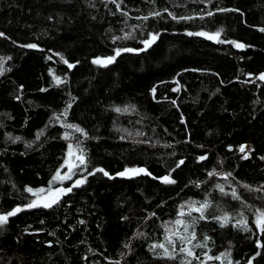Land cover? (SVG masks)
Returning a JSON list of instances; mask_svg holds the SVG:
<instances>
[{"label": "trees", "instance_id": "16d2710c", "mask_svg": "<svg viewBox=\"0 0 264 264\" xmlns=\"http://www.w3.org/2000/svg\"><path fill=\"white\" fill-rule=\"evenodd\" d=\"M261 29L264 0H0V215L21 209L0 224V264H186L152 247L180 219L196 242L187 264H264ZM67 141L82 183L27 207ZM187 164L202 178L167 199L104 179H174ZM186 202L208 206L181 215Z\"/></svg>", "mask_w": 264, "mask_h": 264}, {"label": "rangeland", "instance_id": "374dc122", "mask_svg": "<svg viewBox=\"0 0 264 264\" xmlns=\"http://www.w3.org/2000/svg\"><path fill=\"white\" fill-rule=\"evenodd\" d=\"M207 35L205 38L213 37L211 39L215 40L217 36L215 33H206ZM264 74V73H262ZM261 74V75H262ZM259 75V77L261 76ZM68 149L66 151V156L62 164V170L59 171L61 177H70V178H64V179H57L55 181H52V184L48 187H41V188H31L28 187V189H32V191H28L30 194H32V201H36L39 206L44 207L43 205L45 203L51 202V200L56 199L58 197L57 202L60 199L61 194L58 190H66L67 187L63 186V183L66 181L71 182L72 185H77V181H81V176H76L78 172H80V167H82V163L80 162V158H82V150L79 148L78 142L75 141H67ZM71 146V147H70ZM244 146V151L247 150V145ZM83 159V158H82ZM131 169H143L141 167L139 168H128ZM126 170V169H125ZM125 170L115 174V176L105 175L106 178L104 179H121L126 178L129 184H134L136 188H140L146 195L148 196H160L162 199H167L171 196H174L181 188L185 187L186 185L196 183L202 178L203 176V168L201 166H197L194 164H187L185 165L181 170H179L175 174V180L172 178V181L174 183H165L163 182V178L159 179L157 182L154 181L151 176L146 172H141L139 174H134L132 172H127L125 175H120V173H125ZM57 175V174H56ZM55 175V176H56ZM104 179L98 177L94 178L90 182V190L93 194L97 195L104 191L106 188H108V183ZM120 183V182H118ZM43 190V191H40ZM56 202V203H57ZM30 203V204H31ZM55 204V203H54ZM53 205V204H52ZM28 207V206H27ZM189 209H186V208ZM193 208L199 209L200 206L195 205L192 202H186L183 209L179 211V214L181 213H190L191 211H194ZM12 212V211H11ZM200 212V211H195ZM258 216V215H257ZM228 219H225L223 221H227ZM181 220V219H180ZM182 224H177L176 222L171 223L170 221L165 224V235L162 243L165 247L168 249L169 253H172V251H178L185 260V263L187 264L195 255H194V247L196 245V242L193 239V234L188 232V228L185 225V220ZM257 221V217L255 220V223ZM233 223L235 224H242V220L240 219H234ZM257 226V223H256ZM260 228V227H258ZM180 237H183V239H180ZM169 239L172 241V243H169ZM155 244V245H159ZM185 248L191 252V255H188L187 252H181L180 249ZM162 252H164V249H162ZM206 258L208 255L205 256ZM218 260L229 262V259L222 258V256H218Z\"/></svg>", "mask_w": 264, "mask_h": 264}, {"label": "snow or ice", "instance_id": "6c2138e0", "mask_svg": "<svg viewBox=\"0 0 264 264\" xmlns=\"http://www.w3.org/2000/svg\"><path fill=\"white\" fill-rule=\"evenodd\" d=\"M209 15H211V13H209ZM145 19H146V17H145ZM189 19H190V17H189ZM261 31H264V29H261ZM189 34L192 35V33H189ZM0 35H3V34L0 33ZM195 35H207V34H205V33H195ZM215 35H216V36H219V33H217V34H215ZM155 38H156V37L153 36V37H152V40L154 41ZM208 38L211 39V38H213V37H208ZM148 43H149V42H145L146 46L148 45ZM232 43H235V42H232ZM235 46H236V47H240V48L244 47V45H242V44H236ZM30 47H35V46H34V45H30ZM128 51H130V49H129ZM119 55H120V50H117V51H116V56H119ZM116 56L108 57V58H106V59H104V60H101V59L98 58V59H96V60H93V63H95V64H101V65H106V64L112 63V62L115 60ZM69 67L71 68L72 65H69ZM259 78L262 79V80H264V74H262ZM58 82H59V81H58ZM117 111H119V109H117ZM76 130H77V131H81V129H79V128H77ZM70 147H71V146H70ZM240 151H241V152L244 151V146H241ZM201 159H204V158L201 157ZM80 162H81V163H84V160H83L82 158H80ZM180 163H183V161H181ZM97 171H101V172H103L104 170H103V169H97ZM144 171H145L144 169H131V170L126 169V170H125V173H120V175H125L127 172H132V173H134V174H139V173L144 172ZM104 174H105V175H108L107 172H104ZM210 175H211V173H210ZM64 178H70V177H61V176H60V173L58 172L57 175H56L55 177H53V181H55V180H57V179H64ZM163 182H165V183H174V181H172L171 179H169V177H167V176L163 178ZM80 183H82V181H77V186H78ZM222 190H223V189H221V191H222ZM28 191L31 192L32 189H28ZM40 191H43V190H40ZM58 191H60L61 194H63L64 192L71 191V189L58 190ZM233 195L235 196V193H233ZM57 200H58V197H57L56 199L51 200V202L45 203L43 206H44V207H51L52 204H54V203L57 202ZM37 206H39V205L37 204L36 201H33L31 204L28 205V207H37ZM207 206H208L207 204H204V205H201L199 209L193 208V210H194V211H202V210H203L204 208H206ZM19 211H21V209H20V208H17V209H15V210H13L12 212L7 213L6 215H0V224L5 223V222L7 221V219H8V216L15 215L16 212H19ZM181 215H183V213H181ZM201 218H203V216H201ZM225 219H227V217H225ZM176 223H177V224H182L183 221H181V220H177ZM256 223H257V227H260L262 230H264V212L260 213V214L257 216V221H256ZM180 239H183V237H180ZM193 239H194V236H193ZM169 243H172V241H171L170 239H169ZM152 247H153V248H157V247L162 248V249H164L165 255H167L168 258H175V257H173V256H171V255L169 254L168 249L165 247L164 244L153 245ZM180 251H181V252H187L188 255H191V252H190L189 250L185 249V248H181ZM217 259H219V258L217 257Z\"/></svg>", "mask_w": 264, "mask_h": 264}]
</instances>
